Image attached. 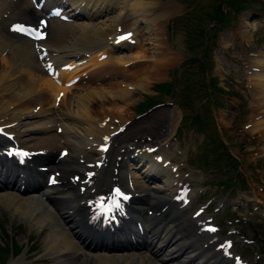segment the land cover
Wrapping results in <instances>:
<instances>
[{
	"label": "bare ground",
	"instance_id": "1",
	"mask_svg": "<svg viewBox=\"0 0 264 264\" xmlns=\"http://www.w3.org/2000/svg\"><path fill=\"white\" fill-rule=\"evenodd\" d=\"M15 1L17 3L0 0V78L3 80L0 81V127L14 133L20 147L32 153L41 150L44 155L32 154V161L23 171L9 167L0 172L1 177L11 178L5 183L0 180V211L9 219L22 220L29 232L37 234L43 244L42 253L52 264H231L212 249L222 241L218 239L216 226L212 227L216 231H211L212 234L198 231L196 223L209 216L194 215L199 207L178 209L168 199L170 195L174 196L179 181L188 183L190 190H195L194 180L183 178L169 164L163 169L153 162L156 155H163L158 150L160 147L152 155L144 156L148 164L140 172L136 169L140 165L130 159L135 150L142 156L146 147L152 148L159 142L170 144L175 132L169 128H173L175 119L169 127L170 117L164 122L126 123L124 116L118 113L106 114L108 110L104 109L99 113L104 105L113 107L123 102L128 106L132 93L150 86L146 83L150 73L162 74L177 59L178 56L167 49L159 53L164 42L153 32V24L157 23L154 27L159 26V21L164 24L174 6L156 0H94L93 8L88 6L90 1L85 0L84 8L72 7L83 19L72 26L54 27L55 33L46 46L50 52L57 51L52 59L60 65L65 64V68L53 71L50 67L53 75L48 77L46 69L36 61L32 43L18 38L10 29L11 22L20 23L34 16L25 0ZM47 1L51 4L61 0ZM78 1L70 0V4ZM255 23L247 21L242 28L249 35ZM117 26L121 31L131 30L134 39L139 32L143 38L139 47L137 39L136 47L126 46L127 32H120ZM111 40L114 41L110 43ZM99 55L106 57L101 59ZM137 62L140 64L136 65ZM253 63L260 70L248 73V79L262 97L263 102H257V111L263 116L250 121V127L253 131L262 129L264 132V54ZM49 66L52 64L48 63ZM135 67L139 68L134 71ZM114 118L118 121L115 120V127ZM58 127L59 134L56 132ZM121 127V133L112 136L109 153V166L116 167L117 172L103 168L91 187L104 190L114 181L122 186L129 181L135 199L126 211L124 229L127 231L98 236L85 224L86 210L80 205L82 195L77 185L69 184L67 176L71 171L80 173L84 168V164L79 163L81 158L92 162L98 155L95 149L101 138ZM5 142L1 140L0 144L6 147ZM259 148L264 150V147ZM59 149L67 150V154L56 160L55 153ZM39 165L49 166L60 182L51 188L43 187L38 179L40 174L34 170ZM156 174L161 176V181L156 180L159 179ZM21 183L24 185L22 191ZM253 199L256 201L255 197ZM219 203L224 204L223 201ZM145 207L153 215H146ZM163 207L166 208L160 211ZM137 224L145 230L138 238L142 241L144 237L143 245L138 243L136 250L120 245L121 240L130 237V225ZM14 263L27 264L23 257L10 264Z\"/></svg>",
	"mask_w": 264,
	"mask_h": 264
},
{
	"label": "rangeland",
	"instance_id": "2",
	"mask_svg": "<svg viewBox=\"0 0 264 264\" xmlns=\"http://www.w3.org/2000/svg\"><path fill=\"white\" fill-rule=\"evenodd\" d=\"M158 1L161 4L174 6V11L166 19V23L163 25L159 21V26H156L159 32L154 33L158 34L157 37L162 43L164 42L158 52L163 53L164 49H167V52H174L178 57L173 56L177 59L162 74L150 73L146 82L150 86L146 84L145 90L132 93L131 103L128 106L121 102L113 107L104 105L101 111H98L101 113L104 109V111L108 110L106 114L118 113L124 116L126 123L143 122L156 113V109L153 111L151 109L147 113L138 115V109L142 107L144 101L151 104L154 101L157 103L166 101L164 102L166 104L175 102L177 108L175 105L163 107L165 116L161 118V121L164 122L171 112L168 119L169 127L172 120L175 119V122L173 128L169 129L177 133L175 140H170L171 147L166 146L167 143L162 145L159 142L157 145L161 148L159 150L163 153L162 157L167 159L172 157L174 155L172 148L175 147L184 154L182 157L178 154L179 158L176 156L168 161L169 164L177 166V173L181 176L194 180L192 183L195 184V190H192L191 205L197 207L201 201L211 199L213 207L216 208L218 204H221L219 202L223 201L224 204L216 215L212 214L210 209L207 210L208 215H213V223L221 229L222 239L226 236V231L234 228L240 235L233 236V250L247 258L248 264H264V216L260 215L264 213V150L259 148L264 147V132L262 129L253 131L250 127V121L263 116L259 113L260 111H257L258 100L263 101L255 85L252 83L249 86L244 70L240 69V66H244L242 63L249 62L250 53H257L260 56L264 54V0ZM233 5L236 8L240 7L237 13L232 12ZM217 12L222 17L224 15L226 19L223 24H218L221 20L217 22L215 19ZM254 15H257V18L250 21ZM247 21L248 23L256 22L254 30L249 31V35L242 28ZM210 26L209 30L215 28V31L210 37V43L208 38L205 41V45L210 47L206 53L207 57L203 60L209 68L203 70L199 61L202 58L201 54L199 55L202 48L199 43L202 42L203 36L199 34L202 28L206 30ZM223 32L236 34L240 39L234 49L227 52H219V47L223 46L220 44L223 41L221 40L224 36ZM205 33L209 35L207 30ZM222 33L223 35H220ZM246 33L247 35L243 37L242 35ZM141 37L139 32L135 34L138 41L137 47L140 42L142 43ZM243 39L245 42H241ZM193 56L198 57V64L195 61L191 62L190 57ZM189 59L190 62H188ZM140 62L135 64L139 65ZM138 68L135 67L133 70L136 71ZM208 78H210L209 84H213V80L216 84L213 90L211 87L208 89L203 83ZM194 80L197 83H192ZM0 81L3 82L2 78ZM162 82L168 84L170 89L173 84L170 94L165 92L166 88L163 85L158 87L159 90L154 89L153 85ZM191 88L192 91H190ZM207 95L211 99L205 101ZM184 99L187 100L186 102L190 101V104L182 103ZM178 103L189 116L187 114L184 116L185 113L182 115L181 106ZM100 115L103 116V114ZM115 120L117 121L115 118L112 120L114 127L117 125ZM253 197L259 204H255ZM253 206H256V211L252 209ZM243 237L251 240L252 244L244 243ZM0 243L6 246L1 249L0 264H9L12 258L17 260L22 256H25L26 261L40 262L43 259L40 255L43 246L40 238L34 232H28L26 224L22 221L9 219L8 215L2 211H0ZM10 243L16 252L21 251L25 246L18 257L7 251V248L11 247ZM36 243L41 244L38 249ZM36 249L37 252H35Z\"/></svg>",
	"mask_w": 264,
	"mask_h": 264
},
{
	"label": "snow or ice",
	"instance_id": "3",
	"mask_svg": "<svg viewBox=\"0 0 264 264\" xmlns=\"http://www.w3.org/2000/svg\"><path fill=\"white\" fill-rule=\"evenodd\" d=\"M13 30L14 31H23V30H25L24 28H23V26H14L13 27ZM44 37L43 36H41V35H37L36 36V39H43ZM121 39H123V37L121 38ZM115 195H117V196H120L121 195V193L119 192V190H117L116 191V193H115ZM127 197H124V199H126ZM211 231H215V229H210Z\"/></svg>",
	"mask_w": 264,
	"mask_h": 264
},
{
	"label": "trees",
	"instance_id": "4",
	"mask_svg": "<svg viewBox=\"0 0 264 264\" xmlns=\"http://www.w3.org/2000/svg\"><path fill=\"white\" fill-rule=\"evenodd\" d=\"M234 9L236 10L237 8L234 6ZM150 104V103H149ZM149 104H148V106H149Z\"/></svg>",
	"mask_w": 264,
	"mask_h": 264
}]
</instances>
